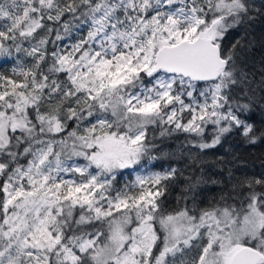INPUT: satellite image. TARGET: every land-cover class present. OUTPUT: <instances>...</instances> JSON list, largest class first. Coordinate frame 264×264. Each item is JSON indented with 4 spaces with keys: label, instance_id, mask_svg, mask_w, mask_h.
<instances>
[{
    "label": "snow or ice",
    "instance_id": "6c2138e0",
    "mask_svg": "<svg viewBox=\"0 0 264 264\" xmlns=\"http://www.w3.org/2000/svg\"><path fill=\"white\" fill-rule=\"evenodd\" d=\"M230 141L264 143V0H0V264H264Z\"/></svg>",
    "mask_w": 264,
    "mask_h": 264
},
{
    "label": "trees",
    "instance_id": "16d2710c",
    "mask_svg": "<svg viewBox=\"0 0 264 264\" xmlns=\"http://www.w3.org/2000/svg\"><path fill=\"white\" fill-rule=\"evenodd\" d=\"M261 27L260 25L257 26V32L260 31ZM257 58H259V52H257ZM229 143L233 145L236 154L241 158V163L247 168L259 171L264 166V143H258L252 147L238 145L234 141H230ZM228 146V144L225 145V147Z\"/></svg>",
    "mask_w": 264,
    "mask_h": 264
}]
</instances>
